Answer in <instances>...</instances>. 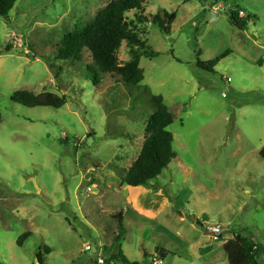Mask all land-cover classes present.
<instances>
[{
    "label": "rangeland",
    "instance_id": "374dc122",
    "mask_svg": "<svg viewBox=\"0 0 264 264\" xmlns=\"http://www.w3.org/2000/svg\"><path fill=\"white\" fill-rule=\"evenodd\" d=\"M110 1L17 0L0 17V264H35L38 254L42 264H95L119 231L129 263L228 264L223 244L235 234L262 249L264 264V0H141L144 15L175 19L167 35L136 24L157 55L140 58L135 87L100 74L87 51L81 62L55 59L63 36ZM230 11L249 17L244 28ZM225 52L212 72L196 67ZM131 54L123 42L119 61ZM17 91L66 104L26 108L12 102ZM152 96L174 115L175 158L148 185L128 187L121 178L141 150Z\"/></svg>",
    "mask_w": 264,
    "mask_h": 264
},
{
    "label": "trees",
    "instance_id": "16d2710c",
    "mask_svg": "<svg viewBox=\"0 0 264 264\" xmlns=\"http://www.w3.org/2000/svg\"><path fill=\"white\" fill-rule=\"evenodd\" d=\"M17 0H0V17H7L13 9ZM208 0H200L207 2ZM225 1V0H215ZM135 12L134 19L129 21L125 14ZM175 19V14L167 12L158 13L153 16L144 15L141 0H111L110 3L99 11L92 22L82 27L80 24L68 34L64 35L57 49V61L81 62L83 52L89 54L91 64L102 75L117 77L126 86L135 87L143 81V71L139 67L141 57L154 58L157 54L151 51L146 41L140 40L135 32L136 24L150 23L165 35L169 34L171 25ZM228 19L231 25L241 30L246 25L249 17L241 18L236 11H230ZM246 19V20H245ZM125 43L131 51V59L121 63L118 59V51ZM228 52L222 56L202 63L196 62L198 69L212 72L213 68L221 59L226 57ZM94 75V74H93ZM97 78V75H94ZM14 103H18L26 108L49 107L59 109L66 104L65 96L58 97L55 94L43 92L35 95L27 91H17L11 96ZM153 112L146 121L145 137L141 150L135 161L131 164L121 178V183L128 187H144L156 179L164 169L169 166L171 160L175 158L172 149L173 135L168 131V127L174 121V115L169 111L161 96H152L149 99ZM1 121V116H0ZM259 156L264 160V146L259 151ZM121 228L122 217L119 215ZM31 236V233L21 235L17 240V245L22 246L23 241ZM122 236L119 231L115 238L114 245L111 246L112 254L106 262L114 264H139L129 263L116 247ZM223 251L228 264H258L257 257L261 255L262 249L254 241L246 237L232 234V237L223 244ZM48 254L49 250L45 249ZM158 256L165 257L166 251L159 250ZM38 260L42 264L41 255Z\"/></svg>",
    "mask_w": 264,
    "mask_h": 264
},
{
    "label": "built area",
    "instance_id": "2783aa9c",
    "mask_svg": "<svg viewBox=\"0 0 264 264\" xmlns=\"http://www.w3.org/2000/svg\"><path fill=\"white\" fill-rule=\"evenodd\" d=\"M238 15L241 18L245 17V15L242 12H239ZM209 231L211 232V236H219V234L221 233V226L217 225L214 227H210ZM84 250L89 252L91 250V247L86 245L84 247ZM95 264H113V263L112 262H110V263L106 262V260L103 258V256H97L96 260H95ZM151 264H161V262L158 260L156 255L152 258Z\"/></svg>",
    "mask_w": 264,
    "mask_h": 264
},
{
    "label": "water",
    "instance_id": "95a60500",
    "mask_svg": "<svg viewBox=\"0 0 264 264\" xmlns=\"http://www.w3.org/2000/svg\"><path fill=\"white\" fill-rule=\"evenodd\" d=\"M180 216H181V214H180ZM191 219H192V222L195 223V219L193 217ZM35 264H39V260L37 257L35 258Z\"/></svg>",
    "mask_w": 264,
    "mask_h": 264
},
{
    "label": "crops",
    "instance_id": "0c3cea01",
    "mask_svg": "<svg viewBox=\"0 0 264 264\" xmlns=\"http://www.w3.org/2000/svg\"><path fill=\"white\" fill-rule=\"evenodd\" d=\"M181 217L183 218V215H181ZM208 236L211 235L210 232L207 234ZM231 237H228L227 240H229Z\"/></svg>",
    "mask_w": 264,
    "mask_h": 264
}]
</instances>
